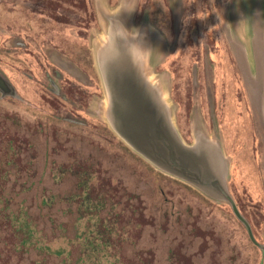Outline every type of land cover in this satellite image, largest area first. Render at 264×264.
I'll return each instance as SVG.
<instances>
[{
    "label": "rangeland",
    "instance_id": "rangeland-1",
    "mask_svg": "<svg viewBox=\"0 0 264 264\" xmlns=\"http://www.w3.org/2000/svg\"><path fill=\"white\" fill-rule=\"evenodd\" d=\"M117 21L149 40L183 143L220 146L244 222L111 130L93 54ZM251 50H264V0H0L15 91L0 92V264H264V57ZM71 168L110 199L99 217L120 232L105 258L85 249Z\"/></svg>",
    "mask_w": 264,
    "mask_h": 264
},
{
    "label": "water",
    "instance_id": "water-1",
    "mask_svg": "<svg viewBox=\"0 0 264 264\" xmlns=\"http://www.w3.org/2000/svg\"><path fill=\"white\" fill-rule=\"evenodd\" d=\"M137 43L149 50L141 53L132 46ZM150 48L147 37L110 40L107 31L96 51L111 130L156 169L229 203L243 221L227 191L228 166L220 146L203 138L186 145L178 134L162 87L149 70ZM0 92L14 93L1 74Z\"/></svg>",
    "mask_w": 264,
    "mask_h": 264
},
{
    "label": "trees",
    "instance_id": "trees-1",
    "mask_svg": "<svg viewBox=\"0 0 264 264\" xmlns=\"http://www.w3.org/2000/svg\"><path fill=\"white\" fill-rule=\"evenodd\" d=\"M67 172L73 174L78 181L79 194L75 196V199H78L81 203V219L88 220L93 227L92 229L83 230V233L87 235L83 240L86 242L85 249L89 250L93 256L97 255L100 256L99 258H105L106 248L111 247L110 244L107 245L108 241L114 237H118L120 232L116 222H111L108 225L106 221L101 220L99 217L107 209L110 199L107 193L93 199V184L96 177L95 172L91 171V169L75 170V168H71Z\"/></svg>",
    "mask_w": 264,
    "mask_h": 264
},
{
    "label": "clouds",
    "instance_id": "clouds-1",
    "mask_svg": "<svg viewBox=\"0 0 264 264\" xmlns=\"http://www.w3.org/2000/svg\"><path fill=\"white\" fill-rule=\"evenodd\" d=\"M108 35L110 40H115L117 37H120L125 40L128 39L129 37L136 39L138 32L135 30L132 32L125 30L124 27L117 21L111 28H109ZM132 46H135V48L141 53H145L149 50L141 47L139 43L133 44Z\"/></svg>",
    "mask_w": 264,
    "mask_h": 264
},
{
    "label": "flooded vegetation",
    "instance_id": "flooded-vegetation-1",
    "mask_svg": "<svg viewBox=\"0 0 264 264\" xmlns=\"http://www.w3.org/2000/svg\"><path fill=\"white\" fill-rule=\"evenodd\" d=\"M92 45H93V40H92ZM89 50H94V49H93L92 47H90ZM90 52H91V51H90ZM59 67H60V68L62 67L61 69H64V70H66V68H67L66 66H63V65H61V66L59 65ZM91 67H92V69H93V67H94L92 63H91ZM63 77H64V76H62V74H59V79H60V80H62ZM68 80H69V81H74V82L76 81V79H71V78H68ZM49 84H50V82H49ZM86 89H87V88H86ZM91 89H93V88H91ZM50 90H51V89H50ZM57 92H59V95H61V97L63 96L62 93H61V90H60V89H59V91L57 90ZM92 92H93V93H97V90L94 89V91H92ZM14 95H15V91H14L13 95H11V96H14Z\"/></svg>",
    "mask_w": 264,
    "mask_h": 264
},
{
    "label": "crops",
    "instance_id": "crops-1",
    "mask_svg": "<svg viewBox=\"0 0 264 264\" xmlns=\"http://www.w3.org/2000/svg\"><path fill=\"white\" fill-rule=\"evenodd\" d=\"M105 38V37H104ZM96 51L97 50H94V58L96 59ZM252 51V56H254V55H256L257 57H258V55H259V52L262 54V57H264V50H256L255 51V54L253 53V50H251ZM151 57H152V53H150V56H149V70L151 71V68H152V64L153 63H151ZM254 58V57H253ZM161 60V59H160Z\"/></svg>",
    "mask_w": 264,
    "mask_h": 264
}]
</instances>
